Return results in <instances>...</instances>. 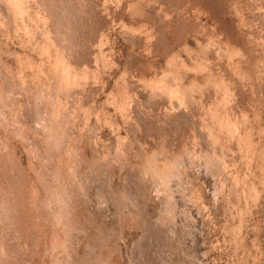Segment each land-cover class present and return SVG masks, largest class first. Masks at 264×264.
Listing matches in <instances>:
<instances>
[{
  "label": "rangeland",
  "instance_id": "rangeland-1",
  "mask_svg": "<svg viewBox=\"0 0 264 264\" xmlns=\"http://www.w3.org/2000/svg\"><path fill=\"white\" fill-rule=\"evenodd\" d=\"M184 262L264 264V0H0V264Z\"/></svg>",
  "mask_w": 264,
  "mask_h": 264
},
{
  "label": "bare ground",
  "instance_id": "bare-ground-1",
  "mask_svg": "<svg viewBox=\"0 0 264 264\" xmlns=\"http://www.w3.org/2000/svg\"><path fill=\"white\" fill-rule=\"evenodd\" d=\"M211 176V175H210ZM190 187V186H189ZM190 194V193H189ZM178 198V197H177ZM141 199V198H140ZM182 199V198H181ZM192 201V200H191ZM185 202V201H184ZM181 205V204H180ZM191 207V206H190ZM180 222V221H179ZM197 223V222H196ZM148 224V223H147ZM149 226V225H148ZM147 226V227H148ZM199 226V225H198ZM151 228V227H150ZM155 228V227H154ZM157 228V227H156ZM155 228V229H156ZM167 229V228H166ZM179 229V228H178ZM182 229V228H181ZM154 230V229H153ZM159 231V230H158ZM164 231V230H163ZM155 232H156V230H155ZM154 232V233H155ZM155 234H158V233H155ZM162 234V233H161ZM170 234V233H169ZM180 234V233H179ZM159 235H160V233H159ZM197 235V234H196ZM202 237V236H201ZM155 238V237H154ZM164 238V237H163ZM157 240V239H156ZM160 240V239H159ZM163 240V239H162ZM161 242H163V241H161ZM198 242H199V240H198ZM195 245V244H194ZM163 246H164V244H163ZM168 250V249H167ZM178 250V249H177ZM169 251V250H168ZM167 251V252H168ZM176 251V250H175ZM190 252V251H189ZM191 253V252H190ZM175 254V253H174ZM186 254V253H185ZM181 256V255H180ZM164 257H165V255H164ZM171 257V256H170ZM184 257V256H183ZM187 257V256H186ZM189 257V256H188ZM185 258V257H184ZM190 258H191V256H190ZM170 259V258H169ZM173 259V258H172ZM186 259V258H185ZM188 260H189V258H188ZM165 261V260H164ZM169 261V260H168ZM170 261H172V260H170ZM180 261H181V259H180ZM165 262H167V261H165ZM182 262V261H181ZM190 262V261H189ZM185 263V262H184ZM186 264V263H185Z\"/></svg>",
  "mask_w": 264,
  "mask_h": 264
}]
</instances>
